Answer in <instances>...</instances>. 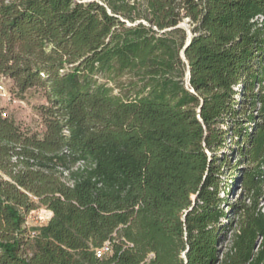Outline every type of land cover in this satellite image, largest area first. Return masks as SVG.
<instances>
[{
  "label": "trees",
  "instance_id": "1",
  "mask_svg": "<svg viewBox=\"0 0 264 264\" xmlns=\"http://www.w3.org/2000/svg\"><path fill=\"white\" fill-rule=\"evenodd\" d=\"M259 15L264 0H0V76L46 98L41 135L0 109V264H264ZM222 150L246 166L229 212ZM38 207L50 221L26 228Z\"/></svg>",
  "mask_w": 264,
  "mask_h": 264
},
{
  "label": "rangeland",
  "instance_id": "2",
  "mask_svg": "<svg viewBox=\"0 0 264 264\" xmlns=\"http://www.w3.org/2000/svg\"><path fill=\"white\" fill-rule=\"evenodd\" d=\"M126 79L127 77H123L120 81L126 82ZM0 83L4 87L5 94V96L0 97V109L3 112V115L12 119L21 130L41 135L44 132V125L39 114V108L46 105L44 90L41 88H31L23 94H20L10 79L0 76ZM118 92V90H115L114 93ZM126 92L127 90L124 88V93ZM233 142H236V139H234L232 143ZM227 144L229 149H231V144ZM222 153H225L228 157L227 165L222 166L221 168L222 175L220 176L221 182L219 196L220 198H223V200L227 199L228 203H222L220 206L225 212H229L228 205L236 203L239 198L241 199V195L243 194L240 177L242 169L246 168V166L240 165L239 159L230 156V151L222 150L218 152V155L221 157ZM259 207L264 211V197L260 201ZM41 209L42 207H38L33 210V212L37 210L39 211L27 216V224L24 223L26 228L27 226L34 227L35 223L37 224L39 222L37 221V215H39ZM222 222L226 224V220H222ZM227 224H230V230L228 231L227 239L219 248L220 254L228 247L230 231L235 227V218L232 217ZM20 254L23 258H28L31 255V251L28 246H22Z\"/></svg>",
  "mask_w": 264,
  "mask_h": 264
},
{
  "label": "built area",
  "instance_id": "3",
  "mask_svg": "<svg viewBox=\"0 0 264 264\" xmlns=\"http://www.w3.org/2000/svg\"><path fill=\"white\" fill-rule=\"evenodd\" d=\"M252 22H256L257 24L260 25V24L264 23V17L260 16V15L256 16L252 20ZM3 96H5L4 87L0 83V97H3ZM37 211H39V210H37ZM37 211H34V212L32 211L29 214L36 213ZM27 216H26V219H25V224H27V218H28ZM51 217H52V213L49 210H47L45 208H42L40 210L39 215H37V221H39V222L37 224L35 223L34 227L33 226L32 227H28L27 226V228H29V229H37V228H41L43 226H46L48 224V222L50 221ZM34 235H35V232H32L31 236L33 237ZM126 246L131 247L130 244H126ZM111 250H112V242L111 241H107L100 248L96 249L94 254H95V257L97 259H101L102 257L110 255L111 254ZM151 257H152V255L148 256V258H151Z\"/></svg>",
  "mask_w": 264,
  "mask_h": 264
},
{
  "label": "water",
  "instance_id": "4",
  "mask_svg": "<svg viewBox=\"0 0 264 264\" xmlns=\"http://www.w3.org/2000/svg\"><path fill=\"white\" fill-rule=\"evenodd\" d=\"M180 26L182 27H185L187 28V25L186 24H181ZM190 40H191V35H190V32L188 31V38L184 44V47L182 48V51L180 52V55L181 57L184 59V50L187 48V46L189 45L190 43ZM189 75H190V72H189V68L187 67V71H186V76H185V81L186 83L188 82L189 80ZM200 111V108L198 109V112Z\"/></svg>",
  "mask_w": 264,
  "mask_h": 264
}]
</instances>
